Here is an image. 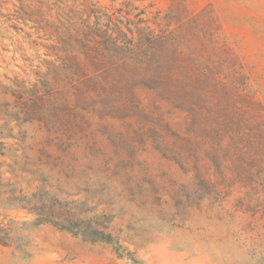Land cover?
<instances>
[{
    "label": "rangeland",
    "instance_id": "1",
    "mask_svg": "<svg viewBox=\"0 0 264 264\" xmlns=\"http://www.w3.org/2000/svg\"><path fill=\"white\" fill-rule=\"evenodd\" d=\"M0 229V264H264V0H0Z\"/></svg>",
    "mask_w": 264,
    "mask_h": 264
},
{
    "label": "trees",
    "instance_id": "2",
    "mask_svg": "<svg viewBox=\"0 0 264 264\" xmlns=\"http://www.w3.org/2000/svg\"><path fill=\"white\" fill-rule=\"evenodd\" d=\"M29 213L35 217L37 225L50 224L59 230L82 237L91 243L117 244L115 242L116 239L113 238L112 233L109 231L110 229L99 224L98 217L91 219L69 218L55 207H48L40 212L32 209L29 210ZM1 233L2 229H0V242L6 245L5 237L1 236Z\"/></svg>",
    "mask_w": 264,
    "mask_h": 264
}]
</instances>
